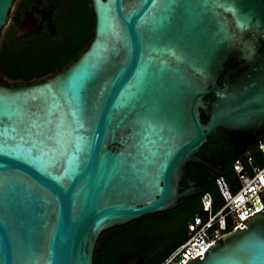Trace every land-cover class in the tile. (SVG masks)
Instances as JSON below:
<instances>
[{
  "label": "water",
  "instance_id": "obj_1",
  "mask_svg": "<svg viewBox=\"0 0 264 264\" xmlns=\"http://www.w3.org/2000/svg\"><path fill=\"white\" fill-rule=\"evenodd\" d=\"M14 1L0 0V35ZM90 2L74 61L0 83V264H93L102 233L188 196V163L222 181L195 159L217 130L236 154L264 143V0ZM249 218L185 264H264V213Z\"/></svg>",
  "mask_w": 264,
  "mask_h": 264
},
{
  "label": "trees",
  "instance_id": "obj_2",
  "mask_svg": "<svg viewBox=\"0 0 264 264\" xmlns=\"http://www.w3.org/2000/svg\"><path fill=\"white\" fill-rule=\"evenodd\" d=\"M76 13L71 16L68 26V41L62 47H47L39 56L28 53L13 52L6 46L0 47V75L13 82H24L32 85L42 82L47 77L51 78L61 72L67 64L74 61L86 50L92 40L93 16L89 0H66ZM264 55V41L261 42L259 51ZM238 67L237 63L230 61L225 73H230ZM224 76H221L218 85ZM207 100V99H206ZM201 123L206 119L201 113ZM223 160L224 170L219 176L226 179L227 183L234 177L231 166L241 154H236L227 141L222 130H217L200 149ZM247 150L255 157L258 155L256 145H250ZM216 177L198 179L199 198L207 192L213 196L218 195L215 185ZM200 201L190 216H176L155 214L144 216L122 228H115L102 233L95 245L93 264H124L129 258L142 264H160L175 249L181 246L187 238V224L190 219L201 213ZM147 227H152L149 230Z\"/></svg>",
  "mask_w": 264,
  "mask_h": 264
},
{
  "label": "flooded vegetation",
  "instance_id": "obj_3",
  "mask_svg": "<svg viewBox=\"0 0 264 264\" xmlns=\"http://www.w3.org/2000/svg\"><path fill=\"white\" fill-rule=\"evenodd\" d=\"M75 2L79 5L82 4V0H76ZM75 13L76 10L66 0H15L9 13L8 21L0 35V47L6 46L13 52L28 53L31 56L41 55L47 47H62L68 41V26L70 25L71 16ZM91 14L93 16L92 10ZM92 25H94V16ZM225 75L226 73L223 76ZM4 82L26 85L24 82L16 83L2 77L0 83ZM205 158L213 160V163L209 165L210 168H215L213 165L216 163L218 168H220V172L224 170L223 160L218 156L202 150H199L195 155V159ZM207 174L208 170L204 169L201 171L198 164L188 163L177 184V196H181L184 193L188 196L186 198L177 197L174 207L163 214L181 217L190 216L196 209L199 200L198 179L200 176L204 179L212 178L208 177ZM147 228L149 230L152 229V227ZM136 263L131 257L124 262V264Z\"/></svg>",
  "mask_w": 264,
  "mask_h": 264
},
{
  "label": "built area",
  "instance_id": "obj_4",
  "mask_svg": "<svg viewBox=\"0 0 264 264\" xmlns=\"http://www.w3.org/2000/svg\"><path fill=\"white\" fill-rule=\"evenodd\" d=\"M255 145L258 151L256 157L246 150L231 166L234 171L232 174L238 183L236 192H231L224 177L219 176L221 182L216 177L215 185L222 205L214 209V196L203 193L199 198L201 213L189 220L185 242L160 264H185L198 255H201L198 259L202 260L203 254H206L210 245L214 246L215 241L239 229H246L244 224L249 221L250 216L264 213L260 212L263 204L258 196L262 193L264 201V143ZM243 169L244 173L240 176L239 173Z\"/></svg>",
  "mask_w": 264,
  "mask_h": 264
},
{
  "label": "rangeland",
  "instance_id": "obj_5",
  "mask_svg": "<svg viewBox=\"0 0 264 264\" xmlns=\"http://www.w3.org/2000/svg\"><path fill=\"white\" fill-rule=\"evenodd\" d=\"M227 184H228V187L231 190V192H236V190L238 189V183L236 182L234 177L231 178ZM214 199L216 201V206L214 209H217L222 205V201H221L219 195H215ZM145 264H147V263H145ZM148 264H150V263H148Z\"/></svg>",
  "mask_w": 264,
  "mask_h": 264
}]
</instances>
